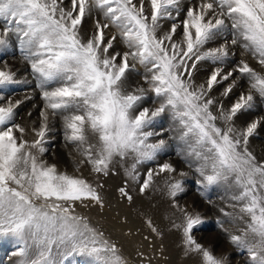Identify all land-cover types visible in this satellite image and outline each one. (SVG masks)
<instances>
[{
	"label": "snow or ice",
	"instance_id": "obj_1",
	"mask_svg": "<svg viewBox=\"0 0 264 264\" xmlns=\"http://www.w3.org/2000/svg\"><path fill=\"white\" fill-rule=\"evenodd\" d=\"M92 17L87 35L82 25ZM165 22H171L167 28ZM109 28L126 50L114 47L118 37L108 36ZM220 37L224 42L212 46ZM14 41L44 103L28 140L29 129L17 122L23 101L11 97L14 85L29 81L18 79L6 63L0 67V240L12 241V264H75L78 257L89 264H129L118 245L77 211L90 202L104 206L102 185L82 169L108 176L115 165L124 166L141 193L154 176L167 173L168 194L175 198L184 190L177 176L187 172L170 162L147 169L143 180L139 171L167 150L168 139L183 145L177 155L198 174L202 196L227 185L233 211L221 212L243 224L236 227L239 234L229 232L230 243L246 250L248 264H264V160L248 147L264 116L236 124L257 98L264 101V72L245 60L225 71L236 47L264 69V0H0V51ZM201 61L215 67L197 84L193 72ZM137 65L144 83L133 87ZM242 78L247 90L230 107L210 95L229 81L221 93L228 96ZM165 114L173 122L168 139L154 130ZM56 117L72 172L43 158L50 118ZM119 191L132 201L125 188ZM174 207L183 215L175 227L182 229L186 254L195 253L199 264H225L194 238L200 215ZM147 224L158 231L151 220Z\"/></svg>",
	"mask_w": 264,
	"mask_h": 264
},
{
	"label": "rangeland",
	"instance_id": "obj_2",
	"mask_svg": "<svg viewBox=\"0 0 264 264\" xmlns=\"http://www.w3.org/2000/svg\"><path fill=\"white\" fill-rule=\"evenodd\" d=\"M67 2V0H66ZM188 0H185L187 4ZM95 23V18H86L82 25V32L91 34ZM171 22H165V28ZM107 35L116 34L118 39L114 42L117 50H126L119 42V35L115 29L109 28ZM180 30L178 29V34ZM224 42V37L218 38L212 46ZM235 55H231L225 65V71L234 67L240 60H245L258 72L264 69L250 55L242 54V50L236 47ZM7 64L20 80H27L29 83L13 86L12 100H22L17 112V122L29 129L25 136L31 140L34 134L31 133L33 127L39 124V112L43 107V100L39 89L35 88V81L32 79L30 66L23 60L18 42H13V47L6 51H0V67ZM215 66L208 61H201L197 65V70L193 72V79L197 84L203 83ZM143 67L137 65L132 72L130 81L133 87L143 85ZM236 75H239L238 73ZM229 81H224L220 85L214 86L210 95L219 100L226 108L235 102L242 91L247 90V80L242 78L237 81V87L228 96H223L224 87ZM243 85V87H241ZM152 95L151 93L149 94ZM31 97V99H25ZM7 99V97H6ZM145 104L151 107L150 101ZM31 113L29 116L28 114ZM258 116H264V101L257 98L256 106L247 112L238 114L236 124L243 127L246 123ZM158 123L154 130L161 131L162 135L168 139L174 133L169 129L172 126L171 117L165 114L158 118ZM50 131L47 134L45 147L48 149L44 153V159L49 163H55L62 170L72 172L74 170L72 157L69 155L70 148L65 146L64 130L62 120L59 117L50 118ZM155 137L154 139H158ZM183 145L175 139H168V148L161 153L157 161H150L139 168L141 180L146 178V170L155 168L158 163L170 162L179 171L187 172L188 175L178 177L182 180L184 190L178 192L175 198L168 194L166 181L169 174L162 173L154 176L153 184L143 193L139 191L140 185L131 181L126 173L125 167L115 165L113 171L108 176H96L90 172V166L82 169L83 175L90 181L102 185L98 189L104 200L103 208L90 202L88 207L79 206L77 211L86 216L90 222L104 231L114 243L121 249L123 255L129 260V264H199V257L195 253L185 252L183 244L182 229L175 227L183 222V215L177 210L187 209L192 214H199L202 224L193 230L194 238L198 243L213 251L218 257L225 259V264H248L246 250L239 251L230 243L229 232H236V227H243L242 222L236 224L230 222L224 216L221 209L232 212L228 207L227 185L216 186L210 189L206 195L202 196L201 188L197 184L198 174L194 169H190L181 155L177 152ZM249 150L258 160H264V127L257 129V134L249 138ZM123 187L133 197L129 202L127 198L121 196L119 189ZM211 201V202H209ZM151 220L157 228V232H152L147 221ZM147 237V239H146ZM14 250L10 239L0 240V264H12L15 257L10 258ZM142 254V255H141ZM75 264H89L85 258H76Z\"/></svg>",
	"mask_w": 264,
	"mask_h": 264
}]
</instances>
